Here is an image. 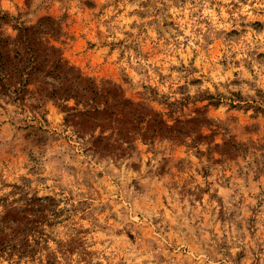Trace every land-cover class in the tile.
<instances>
[{"label":"rangeland","instance_id":"rangeland-1","mask_svg":"<svg viewBox=\"0 0 264 264\" xmlns=\"http://www.w3.org/2000/svg\"><path fill=\"white\" fill-rule=\"evenodd\" d=\"M23 27L0 264H264V0H0Z\"/></svg>","mask_w":264,"mask_h":264},{"label":"trees","instance_id":"trees-1","mask_svg":"<svg viewBox=\"0 0 264 264\" xmlns=\"http://www.w3.org/2000/svg\"><path fill=\"white\" fill-rule=\"evenodd\" d=\"M15 40L20 41V43L12 48V52H9L6 39L0 38V83H3L6 76H16L21 82H24V85L28 82V76L31 73L36 70L42 71L41 66L43 63L41 62L45 59L39 58V53L35 48L36 42H31L32 37L28 35L26 27L21 28L19 37ZM42 75L44 82L51 84L54 80H58L60 84L66 77L56 60L53 61L51 68L47 69ZM54 90H49L48 93L53 94Z\"/></svg>","mask_w":264,"mask_h":264}]
</instances>
